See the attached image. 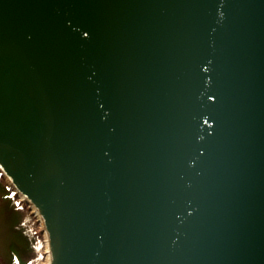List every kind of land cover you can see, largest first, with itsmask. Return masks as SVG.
Segmentation results:
<instances>
[{"label": "water", "instance_id": "water-1", "mask_svg": "<svg viewBox=\"0 0 264 264\" xmlns=\"http://www.w3.org/2000/svg\"><path fill=\"white\" fill-rule=\"evenodd\" d=\"M0 168L51 264H264V0H0Z\"/></svg>", "mask_w": 264, "mask_h": 264}, {"label": "rangeland", "instance_id": "rangeland-1", "mask_svg": "<svg viewBox=\"0 0 264 264\" xmlns=\"http://www.w3.org/2000/svg\"><path fill=\"white\" fill-rule=\"evenodd\" d=\"M1 174L0 171V264H43L44 227L31 204L21 203L11 182Z\"/></svg>", "mask_w": 264, "mask_h": 264}, {"label": "bare ground", "instance_id": "bare-ground-1", "mask_svg": "<svg viewBox=\"0 0 264 264\" xmlns=\"http://www.w3.org/2000/svg\"><path fill=\"white\" fill-rule=\"evenodd\" d=\"M19 200L21 203H26L27 201H29L26 197H22V196H18ZM32 211L35 212V216L38 218V220L40 221V223L43 225L44 227V232H43V242H44V246H45V260L43 262V264H51V251L49 249V234L48 231L46 229V227L44 226V221H43V216L40 213V211L37 209V206L35 205H31Z\"/></svg>", "mask_w": 264, "mask_h": 264}, {"label": "trees", "instance_id": "trees-1", "mask_svg": "<svg viewBox=\"0 0 264 264\" xmlns=\"http://www.w3.org/2000/svg\"><path fill=\"white\" fill-rule=\"evenodd\" d=\"M38 256H40V255H38Z\"/></svg>", "mask_w": 264, "mask_h": 264}]
</instances>
